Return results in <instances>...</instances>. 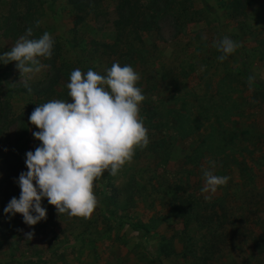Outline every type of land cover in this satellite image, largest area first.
Returning <instances> with one entry per match:
<instances>
[{"label":"rangeland","instance_id":"obj_1","mask_svg":"<svg viewBox=\"0 0 264 264\" xmlns=\"http://www.w3.org/2000/svg\"><path fill=\"white\" fill-rule=\"evenodd\" d=\"M107 1L106 11L88 20L89 29L74 27L67 0H0V55L29 27L33 38L47 31L55 41L52 57L39 58L45 67L26 81L31 91L17 62H0V264H188L203 257L213 227L195 215L222 212L220 204L239 205L251 183L257 199L264 196V0H129L153 19L141 30L137 51L120 42L111 53L103 45L116 41L118 2ZM224 36L240 46L220 61L214 42ZM55 61L61 78L48 93ZM115 62L131 65L140 76L147 147H137L117 175L106 170L97 178L98 203L88 218L60 216L47 198V219L36 225L26 224L20 213L5 214L11 198L20 196L17 180L28 170L26 153L41 143L29 120L37 104L71 102L72 69L106 75ZM209 160L216 162L215 174L230 177L210 200L201 191ZM251 175L255 179L246 184ZM180 198L193 201L190 227L172 212ZM28 232H34L31 240ZM167 244L173 253L167 254ZM231 256L243 260L228 247L216 257L231 262Z\"/></svg>","mask_w":264,"mask_h":264},{"label":"clouds","instance_id":"obj_2","mask_svg":"<svg viewBox=\"0 0 264 264\" xmlns=\"http://www.w3.org/2000/svg\"><path fill=\"white\" fill-rule=\"evenodd\" d=\"M39 26V21L36 22ZM53 36L45 31L33 38V28H27L10 50L0 55V62L15 61L20 80L31 91L27 80L39 73L45 65L39 58L53 55ZM225 60L240 45L228 36L214 42ZM139 74L131 65L119 62L107 69L106 75L79 68L70 74L67 84L71 102L51 100L37 104L29 120L39 131L33 136L41 143L34 151L26 153L27 171L21 172L17 183L19 198L12 197L4 208L5 214L20 213L29 226L47 219V209L42 201L56 207L61 216L88 218L98 200L94 182L107 170L117 175L126 162H130L135 149L149 143L148 130L140 118V103L145 99L137 87ZM254 81L248 77L249 86ZM216 162L209 160L202 167L203 193L211 199L230 177L215 174ZM34 232L25 233L31 240Z\"/></svg>","mask_w":264,"mask_h":264},{"label":"trees","instance_id":"obj_3","mask_svg":"<svg viewBox=\"0 0 264 264\" xmlns=\"http://www.w3.org/2000/svg\"><path fill=\"white\" fill-rule=\"evenodd\" d=\"M42 4H51V0H39ZM117 1L118 4L115 8L116 19L115 25L117 27V38L112 44L103 45L110 52V49L114 52H118V45H124L128 47L131 52L137 51L136 41L143 42L141 30L145 29L148 23H151L153 17L148 16L145 13H139L136 8L131 4L129 0H112ZM107 0H67V7L69 14L73 17L74 27H78L80 24L82 27L92 29V24L88 20L97 19L102 11L107 9ZM138 8V6H137ZM131 27V28H130ZM130 31L135 33L136 36L133 39V45L130 40L127 39V33ZM121 42V43H120ZM73 47H75L73 45ZM140 50V49H139ZM111 53V52H110ZM55 68L53 80L50 85L46 88L49 93L50 90L59 84L61 78L60 68L58 67L56 61L53 64ZM75 69H72V71ZM57 88H55L56 91ZM42 90V89H41ZM39 92H41L39 90ZM38 93V92H36ZM47 93V94H48ZM255 176L251 175L250 179L245 180L246 184H249ZM250 189L247 190L245 195H240L239 205L235 203H226L225 205L220 204L222 207V212L212 207L213 212L209 215L198 216L195 215L196 219L201 220L202 225L209 227L213 226L211 229V237L203 245V257H198L188 264H264V196L257 199L255 196L256 189L258 188L255 183H251ZM239 191V189H238ZM254 192V193H253ZM238 193V192H236ZM189 205V208L187 205ZM193 201L188 199H175L173 201L172 212L176 217L180 218L186 227H190L193 221L192 213L190 210L192 208L191 204ZM202 215V214H201ZM201 217V218H200ZM254 225L259 228L256 230ZM259 226V227H258ZM135 229H141L142 226L135 225ZM145 231V230H144ZM147 231H145V234ZM225 247L231 253H236L240 256L242 261L238 259L230 261L221 262L216 256ZM175 251L170 245L167 244V254H171ZM237 256V255H236ZM233 262V263H232Z\"/></svg>","mask_w":264,"mask_h":264}]
</instances>
